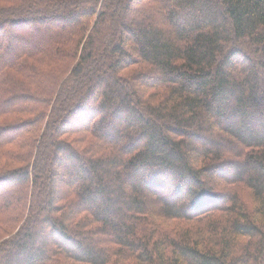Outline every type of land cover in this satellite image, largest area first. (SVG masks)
<instances>
[{
    "label": "trees",
    "instance_id": "obj_1",
    "mask_svg": "<svg viewBox=\"0 0 264 264\" xmlns=\"http://www.w3.org/2000/svg\"><path fill=\"white\" fill-rule=\"evenodd\" d=\"M0 264H264V0H0Z\"/></svg>",
    "mask_w": 264,
    "mask_h": 264
}]
</instances>
